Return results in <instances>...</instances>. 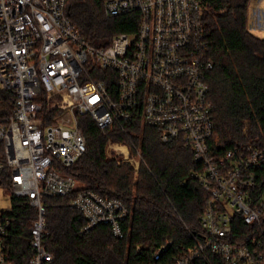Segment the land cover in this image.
Instances as JSON below:
<instances>
[{
    "label": "built area",
    "instance_id": "built-area-1",
    "mask_svg": "<svg viewBox=\"0 0 264 264\" xmlns=\"http://www.w3.org/2000/svg\"><path fill=\"white\" fill-rule=\"evenodd\" d=\"M206 1L104 0L106 17L136 12L138 24L134 32L95 46L71 22L67 0H0V90L7 95L0 110V186L8 195L27 196L36 208L29 264L54 258L43 243L44 197L71 195L79 187L65 172L86 150L79 117L89 116L104 130L130 120L137 110L162 142L191 151L199 168L190 176L206 195L202 233H192L189 244L173 251L170 239L138 244L137 252L148 251L139 264H214L212 255L223 264H264V145L224 149L214 137L205 80L215 64L202 24ZM253 14L255 27L262 28L260 0ZM108 147L134 161L138 172L128 143L109 140ZM67 204L86 218L79 232L105 224L115 237H124L130 209L120 198L80 188ZM7 208H0V264H17L8 250ZM237 218L249 225L243 240L231 238Z\"/></svg>",
    "mask_w": 264,
    "mask_h": 264
},
{
    "label": "trees",
    "instance_id": "trees-1",
    "mask_svg": "<svg viewBox=\"0 0 264 264\" xmlns=\"http://www.w3.org/2000/svg\"><path fill=\"white\" fill-rule=\"evenodd\" d=\"M103 2L67 0L71 22L95 46L108 45L117 33L134 32L138 24L136 12L106 17ZM248 3L207 0L202 15L209 53L215 59L214 66L205 72L213 104L214 137L224 149L240 151L248 145H264V37L248 28ZM2 104H7V95L0 90L1 112ZM79 120L86 150L65 168L79 187L71 195L43 199L47 225L43 243L54 255L45 264H139L146 261L148 251L143 248L137 252L138 244L154 246L170 239L173 245L169 251H173L179 244H189L192 233H202L199 216L206 195L197 179L190 176L199 165L189 149L178 142H162L154 127L142 123L139 110L130 120L115 122L104 130L89 116L81 115ZM109 140L128 143L132 151L139 149L143 161L137 177L128 161L118 162V156L107 154ZM80 188L118 197L128 206L123 238L115 237L105 224L79 232L86 218L67 202ZM9 198V207L3 212L12 221L8 250L17 264H29L30 228L37 211L27 196L11 193ZM248 228L237 218L231 238L243 240L242 232ZM211 259L214 264H223L217 255Z\"/></svg>",
    "mask_w": 264,
    "mask_h": 264
},
{
    "label": "rangeland",
    "instance_id": "rangeland-1",
    "mask_svg": "<svg viewBox=\"0 0 264 264\" xmlns=\"http://www.w3.org/2000/svg\"><path fill=\"white\" fill-rule=\"evenodd\" d=\"M257 1L258 0H249V3H248V28L253 33H255L256 35L264 37V26L262 28H256L253 25V21L255 22L253 11L255 9V4L257 3ZM260 8H261V10L264 11V0H260ZM262 21H264V19H262ZM129 148H130L129 149L130 150V157L138 159L139 165H140V162L143 161V158H142V155H141L139 149H134V151H132L130 145H129ZM107 154L109 156H118V162L128 161L133 167L134 178L137 177L138 172L135 173V168H134L135 162L134 161H130V160L125 159L124 155L121 152L117 153L112 147L107 148ZM138 170H139V167H138ZM9 204H10V198H9L8 192L6 191V189H4L2 186H0V208H7V206Z\"/></svg>",
    "mask_w": 264,
    "mask_h": 264
},
{
    "label": "crops",
    "instance_id": "crops-1",
    "mask_svg": "<svg viewBox=\"0 0 264 264\" xmlns=\"http://www.w3.org/2000/svg\"><path fill=\"white\" fill-rule=\"evenodd\" d=\"M253 25H254V27L256 26V24H255V22L253 21Z\"/></svg>",
    "mask_w": 264,
    "mask_h": 264
},
{
    "label": "bare ground",
    "instance_id": "bare-ground-1",
    "mask_svg": "<svg viewBox=\"0 0 264 264\" xmlns=\"http://www.w3.org/2000/svg\"><path fill=\"white\" fill-rule=\"evenodd\" d=\"M124 148V147H123ZM125 149V148H124Z\"/></svg>",
    "mask_w": 264,
    "mask_h": 264
}]
</instances>
